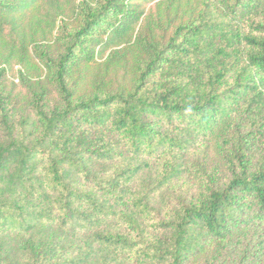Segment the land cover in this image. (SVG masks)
Segmentation results:
<instances>
[{"label": "trees", "instance_id": "trees-1", "mask_svg": "<svg viewBox=\"0 0 264 264\" xmlns=\"http://www.w3.org/2000/svg\"><path fill=\"white\" fill-rule=\"evenodd\" d=\"M150 1L0 0V264H264V0Z\"/></svg>", "mask_w": 264, "mask_h": 264}, {"label": "rangeland", "instance_id": "rangeland-1", "mask_svg": "<svg viewBox=\"0 0 264 264\" xmlns=\"http://www.w3.org/2000/svg\"><path fill=\"white\" fill-rule=\"evenodd\" d=\"M158 2H160V1H158V0H153V1H150V2H147L146 3V8H147V13L151 16V19H153L155 22H156V20L160 17V15H162V13H164L163 12V9H162V7H158ZM196 1L195 0H191L190 2H189V7H194V6H196ZM185 8V7H184ZM187 9V8H186ZM186 9H184V10H186ZM184 10H183V14H182V17H181V19L178 21V22H181V21H184L187 17H188V15H187V13H184ZM179 12H181V11H179ZM171 16H173V12L171 13ZM165 17V16H164ZM162 22H169L168 21V19H167V17L166 18H163L162 19ZM178 22H176V24H178ZM170 29H169V33L170 34H172L171 33V31L173 30V26H171V27H169ZM2 66H4V65H2ZM15 69H19V66H16L15 67ZM9 79V81H10V84H12V82L14 81V83H15V85H16V87H17V90L18 91H21V93H23V87L20 85V86H17V84H18V80H19V76H18V72L16 71V70H14L13 72H11V75H10V77L8 78ZM213 150V148L211 149V151ZM225 245H227L226 243H224L221 247H220V249L219 250H223V252L225 251V249H226V247H225ZM231 245H234L235 246V249H236V251L237 252H240L243 248H244V246L246 245V241L244 240V239H242L241 237L239 238V237H236V238H234L233 239V241L231 242ZM208 251L210 252V250H214V249H216V248H218V245H217V243L216 242H213V241H211L209 244H208ZM208 251L206 252V253H208ZM236 258H237V256H235V259H234V261H237L236 260ZM239 258H240V256H239ZM238 258V261H240V259Z\"/></svg>", "mask_w": 264, "mask_h": 264}]
</instances>
